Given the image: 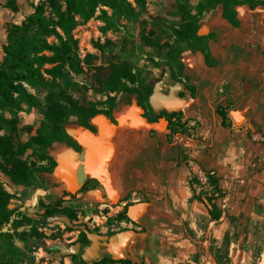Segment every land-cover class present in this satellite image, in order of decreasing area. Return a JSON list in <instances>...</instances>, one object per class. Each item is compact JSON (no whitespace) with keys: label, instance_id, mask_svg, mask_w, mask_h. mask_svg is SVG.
Returning <instances> with one entry per match:
<instances>
[{"label":"rangeland","instance_id":"374dc122","mask_svg":"<svg viewBox=\"0 0 264 264\" xmlns=\"http://www.w3.org/2000/svg\"><path fill=\"white\" fill-rule=\"evenodd\" d=\"M0 1L3 4L5 2ZM129 1L136 8L130 20L122 18L110 29H107L106 22L99 17L78 25L73 31L78 40V58L67 65H59V68L55 67L58 62L36 63L39 77L32 83L22 81L27 91L33 95V101L28 102L19 93H14L18 98V106L3 112L11 122L0 130V135L11 139L15 156L25 161L23 168L28 170L29 177L27 184L17 183L9 173L13 168V161L0 159V185L11 194L6 207L0 205V238L3 240L0 264H83L69 256L47 253L49 245L61 242L62 239H56L57 235H46L44 228L54 229L55 224H68L62 218H68L61 214L64 212L73 213L82 224L102 230L117 228L122 224H125L126 229L137 227V230L131 229V243L124 253L132 264H197L196 260L203 264L215 263L209 246L211 242L223 239L225 231L230 227L229 219L225 216L219 221L211 219L212 223L205 221L201 227L194 229H189L187 221L182 220L179 226L177 220H174H181L180 217L183 216L177 213V209L170 206V213L160 215L157 212L155 215V211L151 210L152 199L145 193V189L132 188L125 191L118 184L116 186L113 169L119 158L117 150L129 145L125 138L131 133L130 126L133 125L131 121H122L123 118L142 109L141 115L146 120L150 118V121H157V117L150 112H146L149 118L145 114L146 109L149 110L145 92L154 90L168 67L174 77L178 78L180 59L188 49L186 43L181 42L177 30L189 32L196 29L202 39H193L191 42H204L207 45V38L211 34L208 33L210 16L217 8L219 13L223 12V5L219 4L199 13L197 4L204 0H144L143 4L139 3L140 0ZM257 1L259 0H251L249 3ZM32 2L34 0H18L19 11L0 6V69L6 59L5 49L10 44L11 32L19 31L18 27L25 17L33 12ZM49 39L52 41L55 38ZM40 54L51 53L46 50ZM125 63L132 74V78L126 80L131 90L111 93L115 98L113 103L111 98L102 93L98 80L99 77H106L113 65L122 66ZM58 104H67L69 107L70 104H75L79 106V111L70 112L63 117L60 121L61 137L54 138L50 145L43 148L36 139L49 128L47 113L52 106ZM92 107L104 109L111 119L105 125L103 146L111 145L113 150L100 164L99 170L108 175L111 190L118 194L119 199L115 202L104 200L107 195L106 187L95 174H89L83 181V186L72 191L69 177L60 170L67 155L79 149L78 143L69 136L68 129L85 126V112ZM172 117L163 113L161 119L166 120L165 123L163 121L164 126L167 125L172 133L174 128L178 130L177 133L187 132V127L178 126V120H173ZM88 125L96 128L90 122ZM141 125L143 128L152 127L151 123ZM156 126L157 129H164L161 124ZM156 132L155 128L150 130L151 135ZM167 140L169 143L173 141L172 138ZM206 174L209 176L210 173ZM192 180L195 196L205 203L207 211L211 207L207 197L215 195L218 196V206L224 213L242 216L237 228L238 241L233 242L230 247L232 264H262L264 191L250 203L253 211L245 214L244 210L230 206L231 197L226 201L220 199L223 194L215 190L212 180V190L202 193H196L195 190L198 174ZM241 201H245L239 198L238 202L242 206ZM140 202L145 205L133 213L134 218H130L129 207ZM122 212L126 215H122ZM146 219L157 225V239L151 246L144 223ZM72 224L71 222L69 225ZM162 224L176 226V232L163 233L165 228ZM185 226L187 230H184ZM161 237L167 239L165 243L160 241Z\"/></svg>","mask_w":264,"mask_h":264},{"label":"crops","instance_id":"0c3cea01","mask_svg":"<svg viewBox=\"0 0 264 264\" xmlns=\"http://www.w3.org/2000/svg\"><path fill=\"white\" fill-rule=\"evenodd\" d=\"M236 11L234 23L217 8L209 19L208 33L214 36L207 38L205 51L187 50L180 59L177 76L192 92L182 119L187 132L173 134L163 119L150 128L133 123L125 138L129 145L116 152L115 185L125 191L145 189L155 215L170 213L172 206L183 216L174 221L179 226L187 221L189 229L213 222L192 189L198 173L212 174L220 199L231 197L230 206L245 214L264 191V3H244ZM153 128L157 132L151 135ZM239 198L245 201L242 206ZM144 223L151 246L157 225ZM162 225L163 233L176 232V226Z\"/></svg>","mask_w":264,"mask_h":264},{"label":"trees","instance_id":"16d2710c","mask_svg":"<svg viewBox=\"0 0 264 264\" xmlns=\"http://www.w3.org/2000/svg\"><path fill=\"white\" fill-rule=\"evenodd\" d=\"M32 2L33 12L29 13L18 27L19 31L11 32L10 44L6 46V59L3 68L0 69V130L9 124V120L3 113L8 108L13 109L18 106V98L14 93L19 95L28 102L33 101V95L27 91L22 81L32 83L39 77V70L35 64L57 63L55 67L67 65L78 58V40L74 37V29L89 21L93 17H99L106 22L107 29L112 28L122 18L132 19V15L136 8L129 0H38L37 3ZM251 0H204L197 4L199 13L206 9H213L217 5H223V15L229 21L235 23L237 11L235 8L241 4L249 3ZM264 3V0L251 3ZM140 4L144 0L139 1ZM19 11L18 0H5L4 4L0 1V6ZM233 8V9H232ZM19 34V35H18ZM177 35L182 39L181 42L186 43L188 50L205 51L206 46L202 43H192L191 40L202 39L196 29L184 32L177 30ZM213 37L214 34H211ZM54 37V40H50ZM49 51L51 54H40L43 51ZM31 55H34L31 57ZM58 67V68H59ZM181 67V63H180ZM1 71H4L1 73ZM132 78L131 70L125 63L122 66L113 65L106 77H99V84L102 93L114 103L115 98L111 96L113 92H125L131 90L126 80ZM152 90H147L145 96L149 101ZM58 104L52 106L47 113V125L49 128L45 130V134L37 138V143L45 148L51 144L54 138L61 137L60 121L70 112H78L79 106L75 104ZM99 113H105L104 109L92 107L85 112L83 124L88 127L91 118ZM168 114V113H167ZM220 114L225 119L227 113L224 110ZM171 116L180 115V112L168 114ZM185 122L182 117L178 119V126L183 127ZM173 133H177V129H172ZM10 159L13 161V168L9 171L11 177L21 184L28 183L29 172L24 169L25 161L15 156V150L11 139L5 135H0V159ZM218 192V180L212 174H209ZM219 195V194H218ZM11 194L0 185V205L4 208L9 202ZM218 196L211 195L207 197L208 203L211 205L208 212L212 220L219 221L225 216L230 221V227L225 231V236L221 241L211 242L209 251L213 256L216 264H232L230 255V247L233 242H237L239 238L238 225L242 216L240 214H227L218 206ZM122 215H126L122 212ZM3 222V220L1 221ZM221 223V222H220ZM224 225V223H221ZM235 230V231H233ZM2 239L0 238V253L2 252ZM197 264H203L196 260ZM132 264L131 261L125 262ZM191 264V263H186Z\"/></svg>","mask_w":264,"mask_h":264},{"label":"water","instance_id":"95a60500","mask_svg":"<svg viewBox=\"0 0 264 264\" xmlns=\"http://www.w3.org/2000/svg\"><path fill=\"white\" fill-rule=\"evenodd\" d=\"M183 91H185L184 83L180 80L175 81L172 77V70L168 67L164 78L157 83L153 92L149 96V104L156 113H160L161 111H167L168 113L184 111L192 99V95L187 93L185 96H181L180 93ZM142 112V109L134 111L124 117L122 121H131L132 123L146 125L148 123L146 118L141 115ZM164 121L166 122V120ZM110 122L111 119L107 114L99 113L92 117L90 121L91 125L97 128V131L86 126L68 129L69 136H71V138L82 147V152L72 151L68 154L61 164L60 170L69 177L72 191H76L83 186L85 175L95 174L106 187V192L111 199V202H115V200L119 199V196L114 190H111L108 175L101 173L99 170L100 164L106 160L113 150L111 145L103 146L105 125ZM144 205L145 204L142 202L132 204L129 207L128 216L134 218L135 215H133V213L138 212ZM132 207H135L136 210L132 211ZM62 218L68 224H71L68 218ZM87 232L89 238L93 241V244L96 247L99 236L92 232ZM132 236V230H123L111 236L109 241L105 242V244L111 252H116V249L127 244ZM85 258H87V256H85Z\"/></svg>","mask_w":264,"mask_h":264},{"label":"flooded vegetation","instance_id":"af4514ba","mask_svg":"<svg viewBox=\"0 0 264 264\" xmlns=\"http://www.w3.org/2000/svg\"><path fill=\"white\" fill-rule=\"evenodd\" d=\"M172 77L174 78L175 81L180 80L179 78H175L173 73H172ZM187 93L192 94V92L188 88H186V90L181 92L180 95L185 96ZM184 111H180V115H175L174 117H172V119L178 120L180 117H182L183 119V116L185 114ZM146 112H150L152 116L157 117V120L161 119L163 113L166 114L168 113L167 111H161L160 113H156L154 112L150 104H149V110L147 111L146 109L145 114ZM168 114H173V113H168ZM146 115L148 118L150 117L148 114ZM149 119L147 120L149 123L154 122V121H150ZM93 130L97 131V128ZM77 151L80 153L82 152V147L80 145ZM88 175L89 174L84 176L83 181H85ZM104 200L106 202H111L109 197H107V195L104 196ZM61 214L67 216L73 224L69 225L66 223L63 224L61 223L58 225L56 224L53 225V227H55L54 229H50L46 227L44 228L46 235L49 236L57 235L56 239L59 240L62 239L61 242H55L53 245H49L47 247L48 249L47 253L49 254L54 253L65 257L69 256L70 258H73L75 261H78L83 264H110V263L121 264L131 261L124 254L125 250L128 249L131 243L130 240L123 247L116 249V252H111L108 249L107 245L105 244V242L109 241L111 236L123 230H129L125 228L126 227L125 224H122V226H119L117 228H108L106 230H102L100 228H97L96 226L90 227L87 224H82L81 222H79V220H77V218L71 212H64ZM129 228L133 230L134 229L137 230V227H129ZM141 228H143V226ZM48 230L50 232H47ZM87 231L97 234L99 236L96 247L94 246L93 241L89 238ZM85 256H87V258H85ZM56 257L58 258V256Z\"/></svg>","mask_w":264,"mask_h":264},{"label":"built area","instance_id":"2783aa9c","mask_svg":"<svg viewBox=\"0 0 264 264\" xmlns=\"http://www.w3.org/2000/svg\"><path fill=\"white\" fill-rule=\"evenodd\" d=\"M213 184L206 172L198 173V183L195 185L196 193L210 192Z\"/></svg>","mask_w":264,"mask_h":264},{"label":"bare ground","instance_id":"6f19581e","mask_svg":"<svg viewBox=\"0 0 264 264\" xmlns=\"http://www.w3.org/2000/svg\"><path fill=\"white\" fill-rule=\"evenodd\" d=\"M136 210V208L135 207H132V211H135ZM210 260V259H209ZM211 262V261H210ZM214 263V262H213ZM215 264V263H214ZM262 264H264V252H263V262H262Z\"/></svg>","mask_w":264,"mask_h":264}]
</instances>
